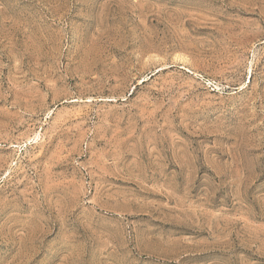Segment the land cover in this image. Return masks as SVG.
Returning <instances> with one entry per match:
<instances>
[{"label":"rangeland","instance_id":"1","mask_svg":"<svg viewBox=\"0 0 264 264\" xmlns=\"http://www.w3.org/2000/svg\"><path fill=\"white\" fill-rule=\"evenodd\" d=\"M0 264H264V0H0Z\"/></svg>","mask_w":264,"mask_h":264}]
</instances>
